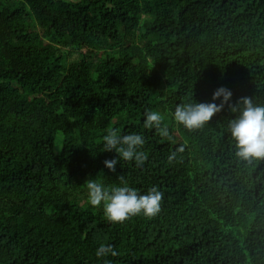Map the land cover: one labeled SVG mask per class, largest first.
<instances>
[{"label": "trees", "instance_id": "16d2710c", "mask_svg": "<svg viewBox=\"0 0 264 264\" xmlns=\"http://www.w3.org/2000/svg\"><path fill=\"white\" fill-rule=\"evenodd\" d=\"M221 86L264 103V0H0V264H264V159L236 155L227 107L172 117ZM113 129L142 166L105 167ZM93 180L156 186L161 212L110 221Z\"/></svg>", "mask_w": 264, "mask_h": 264}, {"label": "clouds", "instance_id": "9594fccd", "mask_svg": "<svg viewBox=\"0 0 264 264\" xmlns=\"http://www.w3.org/2000/svg\"><path fill=\"white\" fill-rule=\"evenodd\" d=\"M232 89L221 86L212 95L210 102L189 99L176 105L172 117L174 121L189 130L203 128L212 118L227 109L235 114L228 123V130L235 141L236 155L251 162L264 159V103H256L251 97L241 96L233 99ZM158 111L146 113L144 127L155 129L161 136H168V127ZM104 151L115 152V158L104 161L105 167L116 172L120 160L135 161L142 166L147 155L142 150L146 141L142 134L132 132L120 135L117 130L109 131L104 137ZM172 159V157H169ZM89 202L92 206H102L105 216L113 222H123L132 216L143 215L148 218L161 212L163 193L158 187H151L146 193L127 186L106 188L102 183L89 181L87 184ZM115 255L110 246L97 249V256Z\"/></svg>", "mask_w": 264, "mask_h": 264}]
</instances>
